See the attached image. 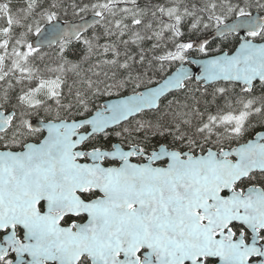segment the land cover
I'll return each instance as SVG.
<instances>
[{
  "label": "snow or ice",
  "instance_id": "1",
  "mask_svg": "<svg viewBox=\"0 0 264 264\" xmlns=\"http://www.w3.org/2000/svg\"><path fill=\"white\" fill-rule=\"evenodd\" d=\"M0 264H264V0H0Z\"/></svg>",
  "mask_w": 264,
  "mask_h": 264
}]
</instances>
